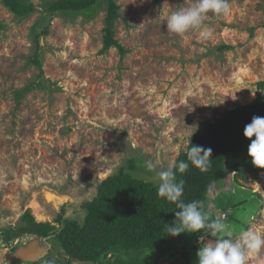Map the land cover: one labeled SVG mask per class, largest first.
Here are the masks:
<instances>
[{
  "label": "rangeland",
  "instance_id": "rangeland-1",
  "mask_svg": "<svg viewBox=\"0 0 264 264\" xmlns=\"http://www.w3.org/2000/svg\"><path fill=\"white\" fill-rule=\"evenodd\" d=\"M22 1L36 11L19 17L0 0V264H90L69 257L53 236L4 244L2 234L19 228L27 210L45 223L66 207L63 221L83 225L82 205L105 179L129 172L151 181L155 173L144 169L145 161L156 163V171L168 168L199 129L264 97L258 88L264 0H229L227 14L209 13L202 28L179 35L167 32L166 18L195 0H116L114 39L125 55L116 47L103 51L106 0L67 14L46 12L56 0ZM45 26L40 78L30 59L34 36ZM32 83L17 103L15 92ZM250 164L246 150L229 165ZM235 177L212 188L205 211L225 223L232 238L249 229L264 236V169ZM201 235L183 233V243L151 264H187L185 251L198 264L196 254L210 239L200 241ZM127 256L114 252L103 262ZM261 261L264 248L247 264Z\"/></svg>",
  "mask_w": 264,
  "mask_h": 264
},
{
  "label": "trees",
  "instance_id": "trees-1",
  "mask_svg": "<svg viewBox=\"0 0 264 264\" xmlns=\"http://www.w3.org/2000/svg\"><path fill=\"white\" fill-rule=\"evenodd\" d=\"M101 1L103 0H56L45 10L51 14L81 13L94 9ZM106 1L103 51L116 47L121 55H125L124 48L114 39V27L120 17V7L116 0ZM2 2L10 12L19 17L30 16L36 11L33 2L22 0ZM48 33V27L45 26L34 36L35 51L30 61L38 68L40 78L45 77L39 38L47 36ZM34 85L32 83L28 88L16 91V102L19 103ZM258 88L264 90V81L258 83ZM253 117H264V97L227 112L192 136L186 152H182L175 163L187 160V151L191 145L211 148L213 161L207 172H201L190 162L185 173L177 172V180L184 181L182 199L185 203L198 200L202 201L205 207L212 188L220 187L219 184L231 180L233 173L235 178H238L241 171L247 170L256 175L262 170L253 164L241 169L229 165L234 157L248 150L251 141L244 137L243 132ZM130 169L134 170L135 166H131ZM82 208L87 213L83 225L77 221H63L66 207L62 208L54 222L45 223L37 221L31 210H27L21 218L20 227L6 229L2 234V241L4 244H10L26 235L40 239L53 236L69 257L90 264H151L166 258L171 252L169 246L183 243V233L178 237H171L167 236L164 230V224H170L175 219V211L178 210L175 204L158 197L156 184L138 178L132 173L114 174L105 179L99 185L96 196L85 202ZM217 208L219 206L216 204L215 209ZM58 225L63 226L61 231H58ZM184 234L189 239L199 235ZM114 252H123L128 256L123 259L116 257L104 263L103 260L110 254L113 256ZM183 258L187 264H191L188 252L183 253Z\"/></svg>",
  "mask_w": 264,
  "mask_h": 264
},
{
  "label": "clouds",
  "instance_id": "clouds-1",
  "mask_svg": "<svg viewBox=\"0 0 264 264\" xmlns=\"http://www.w3.org/2000/svg\"><path fill=\"white\" fill-rule=\"evenodd\" d=\"M229 8V0H195L191 6H180L167 16V32L179 35L189 30L200 29L209 13L220 16L227 14ZM208 34L209 30L206 28L201 32L205 37ZM243 135L251 141L248 157L253 166L264 169V117H253L245 126ZM211 156V148L191 145L187 151L186 161L156 171L157 164L147 160L143 167L148 173H155L151 176V181L157 186L158 197L175 204L178 209L175 211V219L170 224H164L167 236L203 233L200 241L210 237L196 254L198 264H247L251 254H256L264 248V236L249 229L232 238L225 223L219 219H212L205 211L202 201L193 200L185 203L182 199L184 181L177 180V172L185 173L189 168V162L201 172H207L213 161ZM261 264H264V261H261Z\"/></svg>",
  "mask_w": 264,
  "mask_h": 264
},
{
  "label": "bare ground",
  "instance_id": "bare-ground-1",
  "mask_svg": "<svg viewBox=\"0 0 264 264\" xmlns=\"http://www.w3.org/2000/svg\"><path fill=\"white\" fill-rule=\"evenodd\" d=\"M32 207H34V209L35 210H38V208H39V203L37 202V201H33V203H32ZM41 207V206H40Z\"/></svg>",
  "mask_w": 264,
  "mask_h": 264
}]
</instances>
